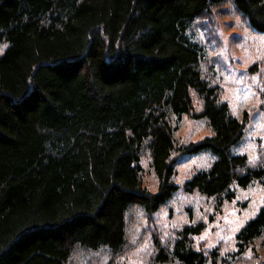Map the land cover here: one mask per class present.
<instances>
[{
  "label": "trees",
  "instance_id": "obj_1",
  "mask_svg": "<svg viewBox=\"0 0 264 264\" xmlns=\"http://www.w3.org/2000/svg\"><path fill=\"white\" fill-rule=\"evenodd\" d=\"M225 3L264 35V0H0V264H69L101 249L103 264H122L126 215L151 218L166 205L185 156L210 154L182 190L216 208L235 198L232 187L264 190V148L254 160L235 153L246 120L205 75L191 34ZM260 100L264 115V85ZM183 116L211 135L178 144ZM204 229L184 225L150 264H249L246 252L264 248V200L229 258L193 248Z\"/></svg>",
  "mask_w": 264,
  "mask_h": 264
},
{
  "label": "rangeland",
  "instance_id": "obj_2",
  "mask_svg": "<svg viewBox=\"0 0 264 264\" xmlns=\"http://www.w3.org/2000/svg\"><path fill=\"white\" fill-rule=\"evenodd\" d=\"M221 8L222 13L212 12L206 22L196 21L191 34L205 50L206 63L202 66L205 75L219 84L221 100L227 103L232 115L246 120L243 138L234 151L254 160L258 151L264 148V115L260 109V91L264 85V35L251 32L233 13L229 3ZM208 31L214 33V39L209 38ZM3 48L0 46V53ZM210 135L204 120H190L185 116L178 121L174 132V138L181 145ZM211 163L209 153L185 156L176 165L173 182L178 189L167 204L151 218L136 209L126 215L125 246L118 257L120 263L150 264L158 246L170 248L178 231L197 221L203 222L205 229L192 238L196 251H204L206 255L217 251L218 256L224 258L235 253V235L258 213L264 190L256 182L247 189L232 187L235 198L223 203L220 209L210 198L184 193L182 185L193 172L209 167ZM141 167L144 186L155 192L156 178L146 158L142 159ZM259 243L255 244V251L249 249L245 254L249 264H264V248L259 247ZM109 258L103 249L76 251L69 264H103Z\"/></svg>",
  "mask_w": 264,
  "mask_h": 264
}]
</instances>
